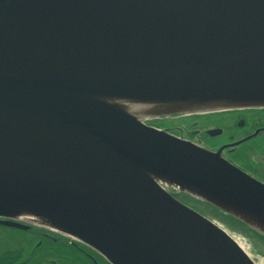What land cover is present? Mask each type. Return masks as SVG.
<instances>
[{"label": "water", "instance_id": "water-1", "mask_svg": "<svg viewBox=\"0 0 264 264\" xmlns=\"http://www.w3.org/2000/svg\"><path fill=\"white\" fill-rule=\"evenodd\" d=\"M98 98L264 109V0H0L1 225L40 216L109 264H255L170 190L264 234L149 174L262 223L264 184Z\"/></svg>", "mask_w": 264, "mask_h": 264}, {"label": "rangeland", "instance_id": "rangeland-1", "mask_svg": "<svg viewBox=\"0 0 264 264\" xmlns=\"http://www.w3.org/2000/svg\"><path fill=\"white\" fill-rule=\"evenodd\" d=\"M239 118H244L245 120H247L249 119V115L248 113H242L239 112V110H236L234 112H220L212 115L206 114V116L175 115L170 117H147L142 118L141 121L147 126H151L160 131L167 132L172 136L190 142L203 149L216 152V147L227 142L228 136L238 134L237 131L229 129V127H234ZM154 122L155 124H152ZM248 122L250 123L249 120ZM215 129L223 130V135L216 136L213 138H210L206 135V132L208 130ZM254 152L259 154L261 152H264L263 137L260 139L252 140L246 145L242 146L236 154H246ZM233 158H229L230 161H234ZM177 194L179 195L180 193ZM185 205L189 208L193 207L192 202H185ZM203 216L217 224L223 230H225L235 242H237L244 248L246 255L255 264H264V242L262 240H259L257 237L250 234L249 236L244 235L240 232L235 231L234 229H231L230 227H227L228 224H225L226 222H224L221 218L215 215L207 214ZM12 226L14 228H0V256L11 254L12 251L17 250L18 248L22 247L25 243H27V241L29 240L28 237H33L30 232L32 231V229H35V227L33 228L32 226H23L19 224H15ZM31 240L34 242L32 244L36 245L38 242L44 239L40 237H34L31 238ZM64 248L70 250L69 247ZM45 249L46 248H43L41 255L44 254V251H46ZM54 253V256H52L49 260L54 261L56 264H63L58 254H64V262L66 264H72V259L77 260L74 264H86L84 263V260L89 261L90 263V260H88L83 255H81V257L73 258L72 256L66 255L65 251L63 250H61L59 253H57L56 251Z\"/></svg>", "mask_w": 264, "mask_h": 264}, {"label": "flooded vegetation", "instance_id": "flooded-vegetation-1", "mask_svg": "<svg viewBox=\"0 0 264 264\" xmlns=\"http://www.w3.org/2000/svg\"><path fill=\"white\" fill-rule=\"evenodd\" d=\"M236 111V110H235ZM234 112V111H231ZM239 112L248 113L249 119L245 120L244 118H239L234 127H229V129L235 130L238 132L236 135L228 136V141L216 147V151L222 150V156L226 159L231 165L236 167L241 172L245 173L249 177L255 179L256 181L264 184V152L259 153H246V154H236L237 151L247 143L252 140L264 138V109L261 110H251L244 109L239 110ZM212 115V114H208ZM194 116V115H187ZM200 116V115H195ZM206 116V115H201ZM250 121V123L248 122ZM217 130V129H215ZM220 134L217 136L223 135V130L218 129ZM210 131V130H208ZM207 131V132H208ZM206 132V135H207ZM208 136V135H207ZM210 137V136H208ZM216 137V136H213ZM210 137V138H213ZM209 149V148H208ZM233 155V156H232ZM234 157V158H233ZM229 158H233L230 161ZM177 199L185 205V202L181 200L179 197ZM193 203V202H192ZM193 203V207L191 209L195 210L197 213L203 215H207L202 209H200L197 205ZM14 228L12 225H4L0 223V228ZM34 228V227H33ZM32 236L28 237L27 243H25L22 247L18 248L15 251H12L9 256L4 258H0L2 261L1 264H56L54 261L49 260L52 256H54V252L59 253L61 250L65 251V254L68 256H72L73 258L81 257V255L85 256L89 261H85L86 264H109L101 255H99L96 251L91 248L85 246L82 243L71 241L64 236H61L56 233L44 231L40 228L32 229L30 232ZM40 237L44 240H41L36 245L31 238ZM69 247L70 250L64 248ZM43 248H46L44 254L41 255ZM39 254V255H38ZM38 255V256H37ZM61 261L64 262V254L60 255ZM77 260L72 259V264H74ZM66 264V263H65Z\"/></svg>", "mask_w": 264, "mask_h": 264}, {"label": "bare ground", "instance_id": "bare-ground-1", "mask_svg": "<svg viewBox=\"0 0 264 264\" xmlns=\"http://www.w3.org/2000/svg\"><path fill=\"white\" fill-rule=\"evenodd\" d=\"M97 100L103 102L104 104L113 107L119 111L126 113L127 115L135 118L142 119L147 118L150 115L158 114V113H166L172 111H186V112H208V111H229V109L239 108L242 106H261V103H233V102H225V101H214V102H201V101H153V100H136V99H123V98H98ZM150 178L164 186L173 187L182 192L188 193L194 197L199 198L200 200H204L211 204L217 205L220 208L226 210L231 215L235 216L239 220H244L246 223L250 224L255 230H258L262 234H264V223L256 217L250 216L245 213L239 207L223 201L221 199H216L211 197L210 195L201 192L193 187H190L183 183H172L166 180L162 176H158L150 173ZM19 222L33 225L36 227H41L52 231L54 233L58 232L66 235L65 231L59 228L58 226L53 225L51 222L45 220L44 218L36 215H30L26 213H20L16 217ZM236 244L241 248L243 252L244 248Z\"/></svg>", "mask_w": 264, "mask_h": 264}, {"label": "trees", "instance_id": "trees-1", "mask_svg": "<svg viewBox=\"0 0 264 264\" xmlns=\"http://www.w3.org/2000/svg\"><path fill=\"white\" fill-rule=\"evenodd\" d=\"M152 124H155V122ZM177 196L181 200H183L184 202H187V203L193 202L195 205H197L200 209H202L207 214H212V215H215V216L221 218L224 222H226L225 224H228L227 227H230L231 229H234L235 231L240 232V233L247 235V236H249V234L253 235V236L257 237L259 240H262L264 242V238L262 236L258 235L254 231H252L250 228H248L243 223H241L238 220L232 218L231 216H228L227 214L215 209L214 207L209 206L208 204H204V203L198 202L196 200H193V198H191L189 196H185L184 194H179V195L177 194ZM6 256H9V254H6L4 256H0L1 260H2V258L6 257ZM1 263H2V261H0V264Z\"/></svg>", "mask_w": 264, "mask_h": 264}]
</instances>
